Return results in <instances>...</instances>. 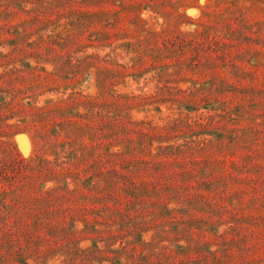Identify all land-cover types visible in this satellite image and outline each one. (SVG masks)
Returning a JSON list of instances; mask_svg holds the SVG:
<instances>
[{
    "label": "rangeland",
    "instance_id": "1",
    "mask_svg": "<svg viewBox=\"0 0 264 264\" xmlns=\"http://www.w3.org/2000/svg\"><path fill=\"white\" fill-rule=\"evenodd\" d=\"M67 35L75 57L97 53L107 56L109 66L121 65L123 75L112 87L120 94L136 96L118 99L125 103L118 114L129 120L132 129L112 139L110 149L129 146L134 150L132 158L141 161L137 168L123 171L142 190L137 206L144 207L143 217L150 222L143 239L160 233L166 252L179 262L184 255L177 252V245H186L188 237L184 221L201 219L192 224L199 260L207 249H220L216 235H224L233 237L239 247H233L235 254L227 261L264 264V220L260 218L264 206L248 182L257 173L247 167L234 171L240 178L220 197V182L202 183L199 169L192 171L188 160L179 165L170 154L177 143L205 138L207 145L195 151L196 158L224 159L229 169L231 161L255 163L264 175V0H0L1 52H11L17 43L36 53ZM44 65L53 68L50 63ZM76 85L75 91L98 96L95 68L87 67ZM59 94L45 91L37 97V105ZM173 117L187 124L177 140L171 130L160 127ZM18 119L7 120L12 125L3 138L12 152L26 158L37 146L32 130ZM132 121L137 125H130ZM246 139H252V144L241 142ZM162 148L167 156L161 154ZM52 184L48 181L46 186ZM168 209L174 215L171 218ZM176 221L178 230L173 229ZM232 226L236 232L229 231ZM26 243L20 235L15 248H27ZM91 243L84 237L58 251ZM61 253L49 256L44 264L68 263ZM87 255L89 263L99 264L92 259L96 253ZM77 262L89 264L88 260ZM160 264L168 263L162 259Z\"/></svg>",
    "mask_w": 264,
    "mask_h": 264
},
{
    "label": "trees",
    "instance_id": "2",
    "mask_svg": "<svg viewBox=\"0 0 264 264\" xmlns=\"http://www.w3.org/2000/svg\"><path fill=\"white\" fill-rule=\"evenodd\" d=\"M56 43H48L36 53L27 52L17 43L11 52L0 51V264H44L56 252H62L68 260L63 264H80L77 260L89 263L88 253H96L92 259L99 264H160L162 259L168 264L230 263L227 259L231 260L233 247L238 245L233 237L224 235H216L220 249H207L202 260L196 257L199 245L194 240L192 224L201 219L184 221L188 237L186 245H177V252L184 255L179 262L173 260L175 255L166 252L160 233L143 239L150 222L143 217L144 207L137 206L142 190L123 171L137 168L141 161L132 158L134 150L129 146L110 149L112 139L117 140L121 132L132 129L127 125L129 120L118 114L117 110L125 105L118 99L131 100L136 96L120 94L112 87L116 78L123 75V67L118 63L109 66L106 55L75 57L69 35ZM45 63L53 68L47 69ZM87 67L95 68L98 96L74 90ZM45 91L60 94L37 105V97ZM108 95L116 99L112 101ZM111 110L113 113L109 114ZM15 116L32 130L31 138L37 146L26 158L12 152L3 138L7 136L6 128L12 125L7 120ZM133 124L137 125L132 121L130 125ZM185 124L182 118L173 117L160 127L171 130L172 138L177 140ZM241 142L252 144V139ZM206 145L205 138L190 139L171 146L170 154L179 165L185 164L181 160H188L192 171L199 169L202 183L220 182V197L240 178L233 172L247 167L257 173L248 178L250 191L259 194L255 199L259 198L264 206V175H260L259 166L231 161L229 169L224 159L193 156ZM162 149L161 154L167 156L169 153ZM188 152L192 153L190 159ZM48 181L53 184L46 186ZM167 211L169 218L174 216L171 210ZM260 218L264 220V216ZM78 223L82 226L78 227ZM177 225L176 221L173 229ZM229 231L236 232V228L229 227ZM20 235L25 236L27 248H15ZM84 237L92 241L90 246L58 251L69 249L71 242L78 244ZM29 258L33 262L29 263Z\"/></svg>",
    "mask_w": 264,
    "mask_h": 264
}]
</instances>
